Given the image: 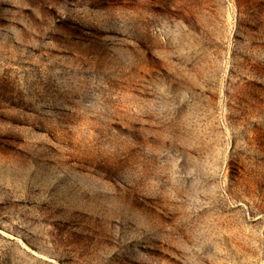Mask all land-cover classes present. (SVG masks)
Here are the masks:
<instances>
[{"label":"rangeland","instance_id":"obj_1","mask_svg":"<svg viewBox=\"0 0 264 264\" xmlns=\"http://www.w3.org/2000/svg\"><path fill=\"white\" fill-rule=\"evenodd\" d=\"M0 264H264V0H0Z\"/></svg>","mask_w":264,"mask_h":264}]
</instances>
